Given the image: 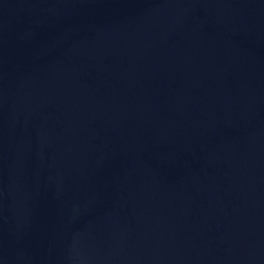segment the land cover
Instances as JSON below:
<instances>
[{
  "label": "water",
  "instance_id": "95a60500",
  "mask_svg": "<svg viewBox=\"0 0 264 264\" xmlns=\"http://www.w3.org/2000/svg\"><path fill=\"white\" fill-rule=\"evenodd\" d=\"M0 264H264V0H0Z\"/></svg>",
  "mask_w": 264,
  "mask_h": 264
}]
</instances>
